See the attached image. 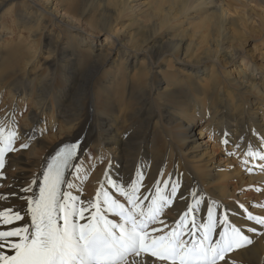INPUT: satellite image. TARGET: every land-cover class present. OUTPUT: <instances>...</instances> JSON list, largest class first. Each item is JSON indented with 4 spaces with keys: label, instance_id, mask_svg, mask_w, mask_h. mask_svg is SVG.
Here are the masks:
<instances>
[{
    "label": "bare ground",
    "instance_id": "1",
    "mask_svg": "<svg viewBox=\"0 0 264 264\" xmlns=\"http://www.w3.org/2000/svg\"><path fill=\"white\" fill-rule=\"evenodd\" d=\"M15 1L22 0L0 2V14ZM27 1L31 13L26 20L18 22L19 30L23 26L29 31H42L44 14L50 15L51 21L59 27L78 33L84 41L91 40L86 29L66 22L67 17L59 14V9H55L52 1ZM68 1L76 3L78 8H81L80 3L86 5L87 8L80 9L81 15L96 9V21L93 25L101 32H108L112 28L114 34L110 38L114 43L105 50L104 57L97 55L98 47L85 49L88 57L84 61L81 60L80 44L71 46L67 40L55 43L62 39L59 34H56L55 39L50 36L49 42L44 43L47 48L46 56L43 54L40 60L43 64L50 63L52 75L60 69L63 77L70 83L66 89L71 91L70 101L73 104L63 106L60 111L57 110L56 115L61 118L62 126L66 129L60 128V134L51 143L34 137L31 131L18 130L20 142H26L30 137L35 142L27 152L29 159L24 158V153L21 157L8 154L6 179L0 180V192L7 194L14 190L16 195L10 202L22 205V187L41 173V166L46 160L65 143L79 142L81 149L78 150L76 165L86 154L87 157L91 155L92 159L94 148L106 162L107 168L105 166L95 179H99L98 187L106 171L111 170L115 176L127 179L130 175L134 178L136 170L141 169L145 172L146 185L158 180H168L170 175L173 181L179 178L184 196H188L187 190H191L209 201L215 199L218 203L222 202L221 210L228 211L238 221L243 220L240 204H244L256 215H264V207L261 206L264 205V172L259 167H254L264 162L247 156L249 148L253 151L264 148V69L255 67L253 62H245L242 48L235 53L230 51V43L236 42L241 32L237 31L239 24L229 18L224 5L215 0ZM210 9L214 12L207 11ZM232 27L236 29L231 33ZM7 28L9 34L16 30V26L8 25ZM0 29H3L1 24ZM212 29L209 49L205 50L207 58L195 56L197 42H191L193 46L190 49H183L184 38L189 40L190 35L192 38L197 36V31ZM166 36L169 40L162 42ZM20 39L21 36L18 37L19 41ZM95 39L93 37L91 42ZM38 42L40 43V39ZM76 43H80V40ZM87 46L88 44L84 48ZM192 48L195 51L190 53ZM147 52L161 58L153 61L145 56ZM181 53L184 59L180 58ZM18 54V50L2 48L0 84L9 85L21 100L32 101L35 110L30 114L29 121L32 127L37 126L38 131L44 126V116L51 113L55 117V103L60 101L52 95L53 81L30 78L34 76L32 73L29 77L23 76L27 67L18 64ZM32 54V58L36 59L37 50L33 49ZM133 55H137L134 64H138V59H141L144 66H140L143 70L139 71L138 76L129 78V72L121 70L124 59L127 65L131 63ZM51 56L53 59L50 61ZM174 57H178L175 61L179 62L178 70H199L211 66L215 61L219 65L216 67L217 72L208 80H181L171 84L172 90L165 87L161 90V78L155 75L153 68L158 64L161 68L172 67L171 60ZM113 63L117 65L114 73L118 83L125 82L129 91L136 94L140 104L142 103L140 110L132 117H126L127 119H124L127 108L118 106L115 112L108 96L102 98L101 111L99 102L92 97L94 90L103 89L98 78ZM210 71H214V68ZM131 79L137 82L138 90L131 88ZM144 80L151 90L162 93L159 100L152 99L151 92L146 95L148 91ZM105 84L107 91L103 93L107 94L113 86L112 83ZM180 85L182 87L179 89ZM110 110H114V117L109 114ZM16 112L17 109L6 114L3 120L6 128L13 127ZM140 122L144 126L137 129L135 125ZM52 123L53 119H50V128ZM225 138L229 139L227 145L222 142ZM227 152H234L235 155L229 156ZM245 159L248 160L247 165L242 163ZM234 160H238V164H234ZM224 161L227 164L224 165ZM249 168H252L251 172L248 171ZM72 174H75L74 169ZM33 190L38 189L33 186ZM93 193L90 191L85 197L78 189L74 191L82 199H94L95 193L89 196ZM238 193L241 196L236 195ZM188 202H191L190 198ZM251 202H255V205L252 206ZM171 208L177 210L172 211ZM183 208L184 201L178 200L170 209H166L170 218L168 222L171 223ZM17 223L23 224V221ZM248 226L252 224L248 223ZM257 228L259 231V226ZM250 235L253 243L231 254L236 264H264V235Z\"/></svg>",
    "mask_w": 264,
    "mask_h": 264
},
{
    "label": "snow or ice",
    "instance_id": "2",
    "mask_svg": "<svg viewBox=\"0 0 264 264\" xmlns=\"http://www.w3.org/2000/svg\"><path fill=\"white\" fill-rule=\"evenodd\" d=\"M15 123L6 128L0 121V180L8 154L30 147L31 137L16 146ZM79 149L78 143L59 147L22 187V205L10 202L14 190L0 192V264H236L231 254L253 243L250 234L264 235V215L244 204L238 221L221 210L222 202L191 190L184 196L179 178L146 185L141 169L127 179L106 171L95 198L82 199L74 191H83L89 170L75 163ZM247 156L264 162V148H249ZM254 167L264 172V163ZM178 200L184 208L169 223L166 209Z\"/></svg>",
    "mask_w": 264,
    "mask_h": 264
},
{
    "label": "rangeland",
    "instance_id": "3",
    "mask_svg": "<svg viewBox=\"0 0 264 264\" xmlns=\"http://www.w3.org/2000/svg\"><path fill=\"white\" fill-rule=\"evenodd\" d=\"M2 1L3 0H0V2ZM50 1L53 2L55 9L56 7L59 9L60 15H65L67 17V19L64 18L66 22H68L73 26L86 29L91 35L90 36L91 40L88 42L84 41L83 39L80 38L78 33L76 32L72 33L65 27H59L58 25H56V23L54 24L51 21L52 17L50 15H44V14H42L44 18V25H43L44 29H41L42 31L40 30L29 31L23 28V26H21L19 30L18 22L21 23L22 21L26 20L28 15L30 16L31 13V10L29 8V3L27 0L15 1L11 5L7 6L0 14V24L3 26V29L2 30L0 29V36L2 37L0 39V47H1L0 53H2V48L18 50L19 51V54L17 55L18 64L27 67L26 71L23 73V76L29 77V75L32 73L34 76L30 78H36L39 79L40 81H50V80L51 82L53 81L52 95L56 100L60 101L55 103V108H54L55 117L51 116V113L47 114V116H44L45 118V122L43 123L44 126L42 129H39L37 131L36 129L37 126L32 127V123L31 121H29L30 114L35 110V105L32 103V101L30 102L26 100H21L20 97H18L17 95L14 94V92L11 91V87L9 85L0 84V121H3L5 119L6 114L8 112L17 109L15 116H13V120H15L16 122L15 123L16 130L21 131L20 129H23V130L31 131L34 134V137H38L42 140H46L48 143H51L52 140L55 139L56 135L58 136L60 134L58 132L60 128H63V130L66 129L65 126H62L61 118L60 117L58 118L56 116L57 110L60 111V109L63 106H66L67 104H73V102L70 101L71 91H67L66 89V87L70 84L69 80H66V78L63 77L60 69H57L55 75H52L50 63L43 64L42 61L40 60L43 54H44L43 56H46L45 53L47 51V48L44 47V43L49 42L48 40L50 39L49 38L50 36L51 38L55 39L56 34H59L62 37V39L55 41L56 44L57 42L64 43L65 40L69 41V44H71V46H74L75 44L77 45L80 44L79 46H80V52L82 54L81 57L82 61H84L86 57H88L85 49H89V48L95 49L96 47H98L99 52L97 53V55L99 54L100 56L104 57L105 50L108 48V46L113 45L114 43V40L110 38V36L114 34L112 28L107 30L108 32H101L98 31V28L93 25V23L96 21L95 19L96 9L90 10V12L86 15H81L80 12L82 11H80V9L87 7L84 3H80V0L79 3L81 8L76 7L75 6L76 3H71L68 0H50ZM215 2H217L218 4H223L224 10L227 11L229 18L231 20L237 21L239 24V28H237V31L241 32V35L239 36L236 42L230 43L231 46L230 51L235 53L236 50L242 48L243 55L246 57V60H244L245 62H253L255 67L264 69V0H215ZM60 6H62L64 9L61 8ZM207 11L211 13L214 12V10L212 9ZM8 25L16 26V30L14 31L13 34L8 33V28H7ZM242 26L244 28H242ZM233 29L236 28L232 27L231 33L233 32ZM212 33H213V29L208 31H197L196 37L192 38L190 35L189 40L188 38H184L183 41L185 43L183 44V49H190L191 46H193V43L191 42H197L198 47L196 48L197 54L195 56L196 57L204 56L205 58H207V55H205V50L209 49L208 42L212 39L211 37ZM19 36H21L20 41L18 40ZM93 37H96V39L94 40V42H91L93 40ZM38 39H40V43L38 42ZM78 40H80V43H76ZM85 40L87 39L85 38ZM168 40L169 38L166 36L165 38L162 39V42ZM82 41L83 43H81ZM218 41H220V39H218ZM158 43L157 45H159ZM87 44H88L87 48H84L85 45ZM33 49L34 51L37 50L36 59L32 58ZM193 51H195V49L192 48L190 53ZM145 56L150 57V59L153 61H156L157 59L161 58V56L159 55L155 56L151 52H147ZM136 58L137 55L131 56V63L127 65H126L127 61L124 59V64L122 65L121 71L129 72V78L132 77L133 75L138 76L139 71L143 70V68L141 67H143L144 65L141 59H138V64H134ZM177 58L178 57H174L171 60L172 67L170 68L168 66L161 68L159 64L157 67L153 68V70L155 71V75L161 78L159 89L162 90L165 87L172 90L171 84H175L181 80H189L193 82H197L199 80L201 81L208 80L209 78H211V76H213L217 72L216 67H218L219 65V63L215 61V63L211 64V66L199 70H189L183 68L181 70H178L180 65H178L179 62L178 63L175 62ZM180 58L182 59L185 58L183 53L180 54ZM52 59L53 57L51 56L50 61ZM116 67L117 65L115 63H113L110 66H107V69L105 70L103 76L98 78V80L102 83L101 87L103 86V89H101L100 87L101 91L94 90V94L92 95V97L94 96L95 100L99 102L98 106L100 107V111H101L102 98L104 96H108V99L110 100V106L115 110V112L118 106L124 109L127 108L126 115L124 117V119H127L126 117L130 118L137 111L140 110L142 103L140 104L138 96L136 94L131 93L129 91V88L127 87V84L125 82H122L121 84L118 83L114 73ZM212 67L214 68V71H210ZM133 81H135V79L130 80L131 88L138 90L137 82H133ZM105 83L107 84L112 83L113 86L110 89V91L107 92V94L103 93V91H107ZM145 84L148 91L146 95H148L151 92L152 99L159 100L162 93L158 92L157 90H151L148 86L147 81H145ZM180 87H182V85L179 86V89ZM114 110L109 111V114L113 117H114ZM50 119H53L51 128L49 127ZM143 126L144 125L141 122L135 125L137 129L142 128ZM21 134L23 133L21 132ZM155 141L156 139L154 140V142ZM34 142L35 139L30 142V146ZM20 143H21L20 141H17L16 146L18 147ZM29 149L30 147L27 150H20L10 154H13L16 157H21L22 153H24V158L29 159L27 156V152ZM86 155L82 157L81 160L77 163V166L82 165L84 169L89 170L88 179L84 181L83 191L82 192L79 191L85 197L88 195L90 191L94 193L98 191L99 179L97 181H95V179L100 176V174L102 173V169L106 166L105 160L98 156V152L96 148H94V151H92V159H90L91 155L89 157H87ZM223 163L224 165L227 164L226 161H224ZM234 164H238V160H234ZM102 177L103 178L101 179H104V175ZM94 193L89 194V196L94 195ZM236 195L241 196V194L239 193ZM253 200L256 201L257 199H253ZM251 204L253 206L255 205V202H251Z\"/></svg>",
    "mask_w": 264,
    "mask_h": 264
}]
</instances>
